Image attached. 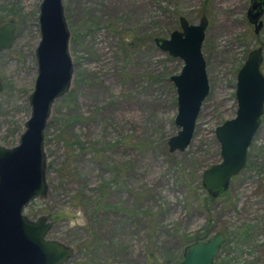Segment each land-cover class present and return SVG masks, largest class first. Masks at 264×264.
Listing matches in <instances>:
<instances>
[{"label":"rangeland","instance_id":"obj_1","mask_svg":"<svg viewBox=\"0 0 264 264\" xmlns=\"http://www.w3.org/2000/svg\"><path fill=\"white\" fill-rule=\"evenodd\" d=\"M42 1L0 0V26L18 25L12 49L0 54V147L18 145L31 117ZM63 3L73 80L46 128V194L25 215L54 221L48 239L72 251L65 264H180L192 245L184 238L217 234L228 243L216 264H264V115L226 196L210 202L200 189L203 173L222 161L216 129L237 116L238 73L251 51L264 50V28L257 36L247 19L251 0ZM203 15L210 93L192 143L172 154L180 129L170 77L184 62L154 40L181 30V17L198 25Z\"/></svg>","mask_w":264,"mask_h":264},{"label":"water","instance_id":"obj_2","mask_svg":"<svg viewBox=\"0 0 264 264\" xmlns=\"http://www.w3.org/2000/svg\"><path fill=\"white\" fill-rule=\"evenodd\" d=\"M63 1H42L41 39L36 49L38 77L30 97L31 117L18 145L0 147V264H65L72 256L69 248L48 239L54 221L48 218L31 221L25 215L29 205L46 194L45 131L55 101L69 92L73 80L70 33ZM263 17L264 0H252L247 19L257 36L264 27ZM179 21L181 30L173 31L169 38L155 40L162 52L184 62L181 73L170 77L177 90L175 124L180 129L168 142L172 154L184 152L192 143L201 108L210 93L207 62L202 51L209 20L203 15L198 25L185 17ZM17 30L18 25L12 20L0 26V54L12 49ZM263 62L262 47L249 53L237 77V116L216 129L222 161L202 176V186L213 199L225 197L232 179L245 169L249 149L261 126ZM224 244V236L217 234L207 242L189 245L180 264H216Z\"/></svg>","mask_w":264,"mask_h":264},{"label":"trees","instance_id":"obj_3","mask_svg":"<svg viewBox=\"0 0 264 264\" xmlns=\"http://www.w3.org/2000/svg\"><path fill=\"white\" fill-rule=\"evenodd\" d=\"M135 42H136V45L137 46H140V43H139V39L138 38L135 39ZM200 189L204 190L202 185H200ZM105 190H106V187L105 186H102L99 189V193H100V196L101 197H103L105 195ZM207 201L214 202L215 199H213L209 195H207ZM240 233L241 234L239 236L242 235V237H243L242 241L243 242H247L248 241V237H249L248 236L249 235V231H245V232L241 231ZM184 241H185L186 244H194V243H197V242H203L204 241V238L198 236L197 238L194 239V241H191V242H189L190 240L188 238H184ZM226 243H228L227 240H225V244ZM225 244L221 247L220 250H223L227 246ZM187 246H189V245H187ZM162 264H164V263H162ZM165 264H171V263H168L167 261H165Z\"/></svg>","mask_w":264,"mask_h":264},{"label":"flooded vegetation","instance_id":"obj_4","mask_svg":"<svg viewBox=\"0 0 264 264\" xmlns=\"http://www.w3.org/2000/svg\"><path fill=\"white\" fill-rule=\"evenodd\" d=\"M251 2H252V0H251ZM247 13H248V12H247ZM263 22H264V21H263ZM252 26H253V25H252ZM263 28H264V27H263ZM254 30H255V28H254ZM262 30H263V29H262ZM261 32H262V31H261ZM260 34H261V33H260ZM259 36H260V35H259ZM159 38H161V37H159ZM155 40H156V39H155ZM155 40H154V43H155ZM155 45H156V44H155ZM263 52H264V50H263ZM244 64H245V63H244ZM240 70H241V69H240ZM262 72H263V71H262ZM45 133H46V131H45ZM45 139H46V136H45ZM247 160H248V158H247ZM246 165H247V164H246ZM245 168H246V167H245ZM239 175H240V174H239ZM236 177H237V176H235L234 178H236ZM234 178H233V179H234ZM233 179H232V180H233ZM231 182H232V181H231ZM230 185H231V183H230ZM229 188H230V186H229ZM228 191H229V189H228ZM228 191H227V192H228ZM207 194H208V193H207ZM211 198H212V197H211ZM224 238H225V237H224Z\"/></svg>","mask_w":264,"mask_h":264}]
</instances>
